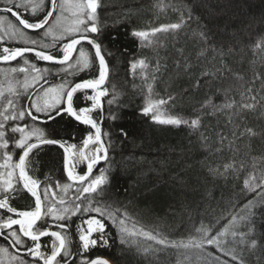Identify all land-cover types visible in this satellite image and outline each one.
<instances>
[{"label": "trees", "instance_id": "16d2710c", "mask_svg": "<svg viewBox=\"0 0 264 264\" xmlns=\"http://www.w3.org/2000/svg\"><path fill=\"white\" fill-rule=\"evenodd\" d=\"M99 3L96 23L101 32L91 35H99L108 53L109 72L104 87L107 95L93 116L101 124L112 163L98 166L107 169L108 180L100 186L106 187V193L97 189L80 194V199L87 196L93 202L107 203L119 219H125L124 226L131 233L110 225L108 244H101L99 234H93L98 244L83 257H103L114 264H264V0ZM0 7L11 8V4L4 0ZM44 10L36 18L28 9L20 11L34 22ZM171 24L180 27L152 31ZM133 31H144L147 36H134ZM5 47L13 48L0 44V55ZM53 54H61L58 47ZM29 55L38 65H56ZM97 71L98 62L67 78L75 83ZM48 79L45 87L61 82L57 75ZM38 87L31 89V95ZM29 95L23 96L24 107L31 102ZM150 105L152 110L143 116L141 109ZM101 116L105 119L100 120ZM153 116L188 123L165 124ZM197 117L200 123L192 126ZM14 123L6 125L5 138L12 139L8 149H0V165L5 164V152L12 156L8 164L19 162V150L14 147L19 134L10 131ZM36 126L69 142L79 144L83 139L84 126L67 116L47 124L38 121ZM12 170L0 167V199L8 195L17 210L34 209V198L18 182V169L12 179L15 190L4 192L3 180ZM25 171L39 180L41 193L49 187L57 208L79 202V184L67 179L62 150L55 145H41L30 153ZM43 205L46 209L49 202ZM8 215L0 210V219ZM83 218L77 214L56 222L69 224L65 234L66 247L73 254L71 264H80L82 258L76 229ZM53 223L49 219L37 227L49 228ZM13 228L19 234V227ZM53 239H42V251L50 254ZM3 248L36 264L26 254V246L12 247L0 236ZM58 259L64 264L63 257Z\"/></svg>", "mask_w": 264, "mask_h": 264}, {"label": "snow or ice", "instance_id": "6c2138e0", "mask_svg": "<svg viewBox=\"0 0 264 264\" xmlns=\"http://www.w3.org/2000/svg\"><path fill=\"white\" fill-rule=\"evenodd\" d=\"M7 2L11 4L9 14L15 9V25L20 28L19 32L12 28L13 37L22 38L27 35L26 30H32L37 32L41 39L51 37L52 40L50 44H41L40 40L31 39L29 40L30 47H5L3 55H0V60L5 62L14 61L19 57L25 64H28L29 61L25 54L32 53L37 61L51 62L62 67L53 72L52 69L37 67L35 63L31 64V70L36 75L32 77L30 83L25 82L24 88L27 90L30 86L40 85L35 89V99L32 100L31 95H29L28 99L31 102L27 107L23 105L17 107L16 103L10 100L8 103L11 107V113L6 114L7 109L5 112H0V116L3 117L0 120V149H8L10 146L9 141L12 137L5 138L8 131L6 125L9 121L16 122L11 126V133L19 134V138L14 141V147L19 150V162L15 165L8 164L7 162L12 160V156L5 152V164L0 165V167L13 169L7 172L8 178L3 180L4 192L8 193L15 190L12 179L14 170L19 169L18 182L34 198V209L32 210H17V208L12 207L8 195L0 199V210H6L10 214L6 219H0V230H11L7 234L0 231V236L9 241L12 247L26 246V254L30 255L36 264L41 261L42 264H61L58 257H63L64 264H71L73 254L66 247L67 237L65 234L69 224L56 222L68 221L80 214L82 217H86L81 220L76 229L81 242L82 258L80 264H109L105 259L88 260L83 257V253L97 246L98 241L92 238L93 234H99V242L107 245L110 225L121 227L123 231L125 219H119L112 208L107 203H101L100 199L94 202L87 196L83 200L80 199V194L95 193L97 189L101 194L106 193V187L100 186L108 180L105 175L107 169H98V166L103 162H107L109 165L112 163L108 154L109 146L102 140L101 124L93 116V113L102 107L101 98L107 95V90L102 86L105 85L109 72L106 60L108 53L105 52L99 35H90L101 32L96 23L98 8L100 7L99 0H49L46 7L43 5V0H41V7H44L45 10L42 17L35 19L34 22L25 18L20 11L21 9L31 8L33 14H35L36 6L33 4V0H15V2L7 0ZM0 3H4V0H0ZM3 11V8H0V12ZM66 12H70L73 17L71 25L64 23ZM4 20L5 16L0 15V24ZM20 20H24L25 23L21 25ZM178 27H180L178 24L164 25L162 29H153L152 31L167 30L168 28L176 29ZM131 34L138 37L147 36L144 31H133ZM83 42H86L89 47L86 48ZM57 47L61 53L60 55L53 54ZM97 62L98 71L95 76L81 79L75 83L68 80L69 75H74L76 72L83 73L85 70L92 68ZM65 65L66 68L63 67ZM69 70L72 71L69 72ZM13 71H16V69H13ZM20 71H25V69L21 68ZM52 75L59 76L61 82L51 83L50 86L45 87L44 85L50 83L48 77ZM41 81H43V84H41ZM89 91L92 94H89ZM78 93L79 96H77ZM77 99L79 104L76 103ZM169 99H173L175 102V98L172 96H169ZM159 103H165V101ZM213 107L216 106L213 105ZM245 107H252V105H245ZM151 110V105L144 107L141 109V114L148 116ZM65 116L76 124L84 126L83 139L79 144L69 142L68 139L57 138L49 130L45 131L36 126L38 121L47 124L49 121L56 120L57 117L63 118ZM99 119L103 120L105 117L101 116ZM153 119L165 124L188 123L186 120L177 118L160 120L158 116H153ZM19 122H23V124ZM199 123V117L191 121L192 126ZM120 132L122 136L127 137L128 133L124 129H121ZM33 139L36 142H32ZM71 139L75 140V136L73 135ZM41 145H55L62 150L66 177L69 181L79 184L76 189V200L79 202H74L72 207L57 208L54 203L55 195L50 192L49 187H45L43 193H41L39 180L26 173V158L34 150H38ZM81 165H84L83 171L78 173L77 169ZM97 170L99 174H95ZM67 187L69 185H65V188ZM44 201L49 202L46 209L43 207ZM60 203L63 204L64 200L61 199ZM11 214L19 218H13ZM49 219L54 222L49 228L37 227L39 222H46ZM13 226H19V234ZM51 227L60 230L52 231L50 230ZM45 237L54 238L50 245V254L47 251H42L41 241ZM23 238H28L31 243L28 244V241ZM0 251L7 252L8 249L3 248ZM12 260L15 261V264H30L29 261L18 256H13Z\"/></svg>", "mask_w": 264, "mask_h": 264}, {"label": "rangeland", "instance_id": "374dc122", "mask_svg": "<svg viewBox=\"0 0 264 264\" xmlns=\"http://www.w3.org/2000/svg\"><path fill=\"white\" fill-rule=\"evenodd\" d=\"M49 0H43V5L46 7ZM33 4L36 6V12L33 14L32 9L29 8V15L33 18H36L41 14V12L44 10V7H41V0H33ZM5 16V20L2 24H0V44H6L8 46H11L13 48L16 47H30L29 40L31 39H38L40 40L41 44H50L52 38H44L41 39V37L37 33L33 32H27V35L21 37H13L12 36V28H15L16 32L20 31V28L18 25H15V21L12 20L8 15L6 14H0ZM66 20L64 23L66 25H71L73 17L71 16L70 12L65 13ZM88 48V46H85ZM28 59L29 63L25 64L23 60L20 58L18 61L13 63H6L2 64L0 63V102L3 104L4 109H7L11 113V107L9 106V101H14L16 103L17 107H20L23 102V96L25 94L31 95V89L35 88L36 85L30 86L29 89L24 88L25 82H31L32 77L36 75L31 70V64L35 63L37 67L40 68H47L52 69L53 72H55L57 69H60L62 66L60 65H38L35 61L32 60V56L29 54L25 55ZM63 67H67L66 65ZM23 68L25 71H20V69ZM13 69H16V71H13ZM42 82V81H41ZM60 83V80L58 82ZM31 99H35V95H31ZM5 102V103H3ZM4 112V110H3ZM124 232L131 233L126 229V227L123 225ZM121 229V228H120ZM13 255L7 252L0 251V264H15V261L12 260ZM111 264H114L112 261H110ZM31 264V263H30Z\"/></svg>", "mask_w": 264, "mask_h": 264}, {"label": "water", "instance_id": "95a60500", "mask_svg": "<svg viewBox=\"0 0 264 264\" xmlns=\"http://www.w3.org/2000/svg\"><path fill=\"white\" fill-rule=\"evenodd\" d=\"M0 8H3V12H1V13H5V14H7V15H9L12 19H14L15 20V16H16V12L14 11V10H12L11 11V13L9 14V10L11 9V8H7V7H0ZM18 18V17H17ZM25 23V21L24 20H20V24L21 25H23ZM26 31H29V32H35V31H32V30H26ZM84 43V42H83ZM77 47H79V45L77 46ZM26 54H32V53H26ZM25 54V55H26ZM74 55H75V53H74ZM17 59H19V57L17 58ZM16 59V60H17ZM16 60H14V61H16ZM14 61H7V62H5V61H2V60H0V63H2V64H6V63H13ZM49 63H51V62H49ZM52 64V63H51ZM108 77V76H107ZM106 81H107V78H106ZM105 85H106V82H105ZM104 85V86H105ZM104 86H102L103 88H104ZM32 142H36V141H32ZM104 163V162H103ZM19 170V169H18ZM72 183H76V182H73V181H71ZM95 259H105V260H107L108 262H109V264H111L110 263V261L108 260V259H106V258H103V257H98V258H95Z\"/></svg>", "mask_w": 264, "mask_h": 264}, {"label": "flooded vegetation", "instance_id": "af4514ba", "mask_svg": "<svg viewBox=\"0 0 264 264\" xmlns=\"http://www.w3.org/2000/svg\"><path fill=\"white\" fill-rule=\"evenodd\" d=\"M91 35V34H90ZM52 231H57V230H52ZM58 258H60V257H58Z\"/></svg>", "mask_w": 264, "mask_h": 264}]
</instances>
